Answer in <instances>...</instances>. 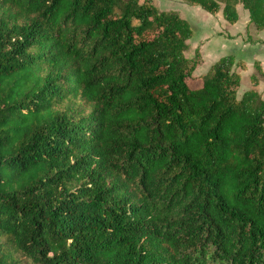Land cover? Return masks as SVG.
Instances as JSON below:
<instances>
[{
    "label": "trees",
    "instance_id": "1",
    "mask_svg": "<svg viewBox=\"0 0 264 264\" xmlns=\"http://www.w3.org/2000/svg\"><path fill=\"white\" fill-rule=\"evenodd\" d=\"M182 1L264 30V0ZM192 36L152 0H0V264H264L263 73L191 86Z\"/></svg>",
    "mask_w": 264,
    "mask_h": 264
},
{
    "label": "crops",
    "instance_id": "2",
    "mask_svg": "<svg viewBox=\"0 0 264 264\" xmlns=\"http://www.w3.org/2000/svg\"><path fill=\"white\" fill-rule=\"evenodd\" d=\"M152 1L153 4L156 6L155 4L156 0H152ZM177 3L182 10L185 9L182 5V3L186 4L185 2L179 0ZM166 5H171L170 1L161 0L159 2L160 11H173L178 13L180 17H182L181 14L179 13L180 9L175 8V10H171L169 8L170 6H166ZM236 11L238 14V20L235 24H228L227 22H225L223 20L221 11L216 14L217 15L216 23L214 26L210 27L211 32L208 33L204 38H202L200 40L201 42L199 44V47H196L198 48L201 62L200 65L193 72V75L196 76L195 73H197V71L199 70L198 68L202 64L205 67L204 70V74H205L208 71L211 64H213L214 62H216L217 60H219L220 58L226 55H232L236 63L234 69L240 74L241 80L243 78L250 79V77L256 72L254 63L257 62L259 68L263 73V76L258 81L257 86L254 87V89L261 94L264 100V92L262 91V87H261L262 82L264 81V43H263L264 30L257 31L251 24H249V18L246 15H244L243 18L240 19L238 7H236ZM186 21L188 22V20ZM191 30H192V26H191ZM251 34L253 37L252 39L249 38ZM191 40L192 41L194 40V31L191 39L187 41V45H189V42ZM258 43H261V45H259ZM240 65L244 66V70H241ZM204 74H199L198 76Z\"/></svg>",
    "mask_w": 264,
    "mask_h": 264
},
{
    "label": "rangeland",
    "instance_id": "3",
    "mask_svg": "<svg viewBox=\"0 0 264 264\" xmlns=\"http://www.w3.org/2000/svg\"><path fill=\"white\" fill-rule=\"evenodd\" d=\"M160 1L161 0L155 1L156 8L158 10H160L159 9V2ZM169 1H170L171 5H166V6H170L169 8L171 10H175V8L180 9L179 13L182 16L181 18L188 20V23L191 24L192 30L194 31V40L193 41L191 40L189 42V50L185 53V57L189 58L191 60L198 59L199 54H198V58L195 57V52L196 51L198 52V48H196V47H199V44L201 42L200 40L202 38H204L208 33L211 32L210 27L215 25L217 15L211 16L210 14L201 10L199 7L194 8L193 6H189V5L183 4V3H182V5L185 9L182 10L177 3L179 0H169ZM222 6H223V4H220L221 8H222ZM236 7H238L240 19L243 18L244 15H246L248 17L247 11L242 8L241 4H237ZM160 8H162V7H160ZM163 8H166V7H163ZM249 38L250 39L253 38L252 34L249 36ZM261 43H258V44L261 45ZM198 69L199 70L197 71V73H195L196 76L193 75L192 81H190V83H189L191 86L193 84H195V83H193V79H197L199 74H204L205 67L203 64ZM255 70H257V72H255L254 74H256V73L258 74L259 67L256 66ZM261 87H262V91L264 92V81L262 82ZM250 88H251V85L249 83V79L243 78L240 82V86L237 88V97L240 98V96L243 94V92L249 90ZM84 108L87 109L88 107L86 105H84Z\"/></svg>",
    "mask_w": 264,
    "mask_h": 264
}]
</instances>
